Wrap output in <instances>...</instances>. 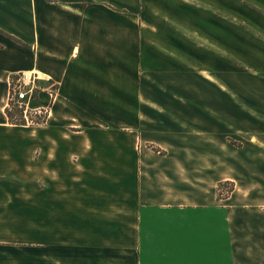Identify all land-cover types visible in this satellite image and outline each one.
Returning <instances> with one entry per match:
<instances>
[{
  "label": "crops",
  "instance_id": "obj_1",
  "mask_svg": "<svg viewBox=\"0 0 264 264\" xmlns=\"http://www.w3.org/2000/svg\"><path fill=\"white\" fill-rule=\"evenodd\" d=\"M226 62L264 76V0H0V179L31 180L0 187V264H158L182 258L184 244L189 264H224L223 210L214 233L216 203L167 180L186 177L177 163L190 162L193 140L224 135ZM22 71L43 78L29 108L50 110L44 126L9 121L10 79ZM236 83L237 108L264 116V93ZM161 152L176 167L157 177ZM148 210L173 215L166 252L147 241ZM194 220L206 225L197 236Z\"/></svg>",
  "mask_w": 264,
  "mask_h": 264
},
{
  "label": "rangeland",
  "instance_id": "obj_2",
  "mask_svg": "<svg viewBox=\"0 0 264 264\" xmlns=\"http://www.w3.org/2000/svg\"><path fill=\"white\" fill-rule=\"evenodd\" d=\"M235 67L226 62L225 80L230 89L226 91L223 104L221 106L219 105V110L222 109L224 115V135H222L221 131L215 129L209 131L208 138L210 139L207 141L208 147L201 145L206 140H200L201 144L198 143L199 140H193V154L190 162L177 163V168H179L178 174H186V177L178 179L168 178L167 182H172L173 188L170 186L172 191H183L185 189L182 190L176 184L180 186V184L191 182V192H193L192 195H187L188 200L192 198L194 202L204 201L216 203L213 209H217L216 206H218V212L215 210L214 213L207 214L209 224L211 221L214 222V233H216L217 229L215 222L217 223L218 213L220 216L218 228L219 230L222 228L220 211L223 210L225 215L223 220L224 231L222 233L220 232L219 235H223L224 243L223 249L222 244H219L217 250L218 254L223 253L224 264H257V262L264 263V248L259 247L262 241H264V171L262 170L264 168V158L261 157L262 159H260L259 157L261 154L264 155V128L260 124L264 122V116L262 115L260 118L254 119L251 115L245 113L243 109H238L237 105L233 102L232 98L234 94L231 92V89L233 88V82L236 81L239 92L240 89L248 92L258 89L263 94L264 76L256 77L254 75L260 81L254 79L252 81V75L249 72L246 73L240 70V73H238L234 71ZM15 78L12 77L10 79V85ZM40 79L43 78L40 77ZM258 83H260L258 85L259 87H257ZM162 102L168 106L171 105L164 98H162ZM239 102L248 112L249 106L243 100H239ZM13 103L9 94V105L12 112L19 114L20 109H17L18 107ZM209 106L211 108L212 105L209 104ZM183 116L191 119L196 118V115H192V117L191 115ZM186 126L187 128L189 127L188 125ZM27 127L36 128L39 126ZM192 129L194 132H197L195 127H192ZM254 135H257V137L251 143L250 140ZM197 137L194 135L193 139ZM199 138L201 139V137ZM220 146L224 150V154L223 152L221 153ZM217 148L219 149V153ZM154 150L157 152L160 149L154 148ZM163 155L164 152H161L160 156L156 155L157 159L150 164L154 171H159L157 177H160L161 173L164 172V175L166 172L167 174L173 172V168L176 167L172 165V160L168 162V160L161 157ZM259 159L260 161H257ZM30 181L26 178H2L0 179V187L31 185ZM34 185L39 186V180L34 182ZM172 216L157 210H148L145 215L147 241L152 240L155 235L158 242L161 240L160 250L162 252L168 251L167 243L164 242L165 234L171 232L169 225L170 220L174 219ZM182 222H185L184 218H182ZM191 225H193V232L196 236L200 235V232L206 227L204 223L202 224L197 220H194ZM173 228L175 227L173 226ZM152 230L155 232H152ZM158 244H145L146 250H149L147 247L153 250L154 246L156 249ZM186 244L188 246L187 250L190 252L191 247H196L193 241L187 242ZM184 245L182 248L179 247L183 251L179 252L182 258H173L171 260L168 258H160L155 260V262L158 264H167V262H170V264H186L187 262L189 264L190 258L185 260L184 253L186 247ZM221 257L222 255L219 256V262H221ZM192 261L193 264L203 262L202 260L195 259ZM144 262L150 264L153 262V259H145Z\"/></svg>",
  "mask_w": 264,
  "mask_h": 264
},
{
  "label": "built area",
  "instance_id": "obj_3",
  "mask_svg": "<svg viewBox=\"0 0 264 264\" xmlns=\"http://www.w3.org/2000/svg\"><path fill=\"white\" fill-rule=\"evenodd\" d=\"M42 79L36 72L22 71L16 75L11 84L10 97L14 105L23 110V115L27 126L45 125L50 116L47 108L30 109L29 104L36 99L39 94L46 90V86L41 84ZM51 96L54 95L55 86L50 84L48 88Z\"/></svg>",
  "mask_w": 264,
  "mask_h": 264
},
{
  "label": "trees",
  "instance_id": "obj_4",
  "mask_svg": "<svg viewBox=\"0 0 264 264\" xmlns=\"http://www.w3.org/2000/svg\"><path fill=\"white\" fill-rule=\"evenodd\" d=\"M17 109H19V108H17ZM6 113L9 117V121L11 124L24 125V126L26 125V121H25L22 109H20L19 114H16V115H18V117L20 116L19 118L18 117L14 118L15 113L12 112L11 110H9V108L6 109Z\"/></svg>",
  "mask_w": 264,
  "mask_h": 264
}]
</instances>
